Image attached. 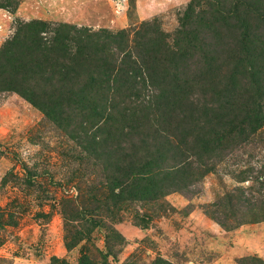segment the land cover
<instances>
[{
	"label": "trees",
	"instance_id": "1",
	"mask_svg": "<svg viewBox=\"0 0 264 264\" xmlns=\"http://www.w3.org/2000/svg\"><path fill=\"white\" fill-rule=\"evenodd\" d=\"M179 25L171 41L156 21L131 37L32 20L0 51V91L38 106L99 164L106 208L192 185L264 126V0H194Z\"/></svg>",
	"mask_w": 264,
	"mask_h": 264
},
{
	"label": "rangeland",
	"instance_id": "2",
	"mask_svg": "<svg viewBox=\"0 0 264 264\" xmlns=\"http://www.w3.org/2000/svg\"><path fill=\"white\" fill-rule=\"evenodd\" d=\"M193 1L0 0V51L32 20L131 37L156 21L173 41ZM221 160L158 200L106 208L99 164L38 106L0 91V264H264V213L237 189L262 209L264 126Z\"/></svg>",
	"mask_w": 264,
	"mask_h": 264
}]
</instances>
